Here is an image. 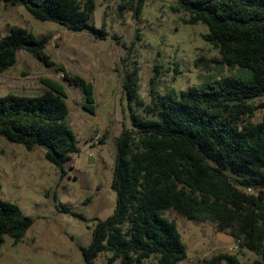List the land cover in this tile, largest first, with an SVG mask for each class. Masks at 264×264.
Masks as SVG:
<instances>
[{"label":"trees","instance_id":"16d2710c","mask_svg":"<svg viewBox=\"0 0 264 264\" xmlns=\"http://www.w3.org/2000/svg\"><path fill=\"white\" fill-rule=\"evenodd\" d=\"M137 2L128 6L140 17L145 0ZM2 6H22L39 21L99 40L108 37L92 21L96 0H0V10ZM171 10L186 16L184 24L207 27L203 39L218 50L223 64L250 73L180 94L169 90L153 102L154 118L131 112L132 129H123L116 140L111 183L116 208L97 223L90 245L82 248L84 261L93 264L110 251V261L122 264H143L151 257L158 264L184 261L186 245L176 222L166 216L173 210L192 221L214 222L241 248L261 256L244 263L235 254H220L199 264H264V116L258 122L247 120L264 109V102L255 101L264 97V0H177ZM49 41L12 27L0 38V74L16 65L20 51L53 67L46 52ZM64 78L82 91L83 109L95 114L93 83L77 74L65 73ZM41 82L39 95L0 96V135L28 151L42 148L45 158L65 173L79 152L68 122V94L55 79ZM123 90L130 103L137 98L134 74L124 72ZM248 188L254 193H247ZM62 210L84 218L69 207ZM33 223L17 204L0 198V249L6 236L22 240Z\"/></svg>","mask_w":264,"mask_h":264},{"label":"rangeland","instance_id":"374dc122","mask_svg":"<svg viewBox=\"0 0 264 264\" xmlns=\"http://www.w3.org/2000/svg\"><path fill=\"white\" fill-rule=\"evenodd\" d=\"M176 1L145 0L140 17H136L128 4L137 0H96L92 21L108 33L103 40L71 32L58 23L39 21L22 6L21 15L0 10V38L14 26L37 37L47 36L46 52L54 64L48 67L20 51L16 65L4 73L3 84L12 89L10 93L39 95L44 90L41 79L61 82L68 94V122L79 147L63 173L45 158L42 148L28 151L0 135V198L17 204L34 220L19 242L5 237L0 264H86L82 248L90 245L97 223L116 208L117 195L111 186L116 140L123 129H132L131 112L154 118L153 102L158 103L169 90L180 94L227 76L249 75L240 66L221 62L218 50L203 39L207 27L184 24L186 16L172 12ZM125 71L137 79L138 96L132 103L123 90ZM62 73L77 74L93 83L95 114L83 109L82 91L70 86ZM255 101L262 103L264 97ZM263 116L264 109H260L247 120L258 122ZM64 207L84 218L63 211ZM166 216L176 222L186 245L187 257L178 264H199L220 254H235L244 263L261 259L236 245L235 238L231 243L221 241V233L233 235L212 221H192L173 210L166 211ZM112 255L111 251L103 253L93 264H122L120 260L111 262ZM143 264L158 261L151 257Z\"/></svg>","mask_w":264,"mask_h":264},{"label":"crops","instance_id":"0c3cea01","mask_svg":"<svg viewBox=\"0 0 264 264\" xmlns=\"http://www.w3.org/2000/svg\"><path fill=\"white\" fill-rule=\"evenodd\" d=\"M2 8H4L6 11H9V12H11V11L12 12L17 11L18 13L20 12L19 13L20 15L22 14V11H23L21 8H19V6H16V7H11V6L5 7V6H2ZM4 73H6V72H4ZM4 73L0 74V94H5V93L7 94V93H10V91L12 90V89H9L8 86H6V85L3 84L2 79L6 78L4 76ZM24 75H27L25 77H28L29 76L28 73L27 74H24ZM1 77H3V78H1ZM25 89H27V87H25ZM13 90L15 91V89H13ZM28 90H29V88H28Z\"/></svg>","mask_w":264,"mask_h":264},{"label":"water","instance_id":"95a60500","mask_svg":"<svg viewBox=\"0 0 264 264\" xmlns=\"http://www.w3.org/2000/svg\"><path fill=\"white\" fill-rule=\"evenodd\" d=\"M220 240L226 243H231L234 240L233 236H226L225 234L221 233V235L219 236Z\"/></svg>","mask_w":264,"mask_h":264},{"label":"built area","instance_id":"2783aa9c","mask_svg":"<svg viewBox=\"0 0 264 264\" xmlns=\"http://www.w3.org/2000/svg\"><path fill=\"white\" fill-rule=\"evenodd\" d=\"M61 76L64 78V77H65V73H62ZM246 192L252 194V193H254V190H252L251 188H248V189L246 190ZM236 245H238V246L240 245V244H239V241H236Z\"/></svg>","mask_w":264,"mask_h":264}]
</instances>
